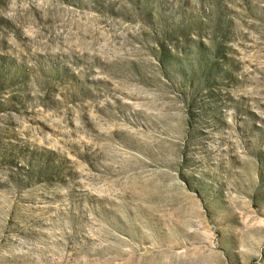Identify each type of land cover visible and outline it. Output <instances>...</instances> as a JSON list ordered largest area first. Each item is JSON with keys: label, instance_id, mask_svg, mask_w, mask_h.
I'll return each instance as SVG.
<instances>
[{"label": "rangeland", "instance_id": "1", "mask_svg": "<svg viewBox=\"0 0 264 264\" xmlns=\"http://www.w3.org/2000/svg\"><path fill=\"white\" fill-rule=\"evenodd\" d=\"M0 264H264V0H0Z\"/></svg>", "mask_w": 264, "mask_h": 264}]
</instances>
